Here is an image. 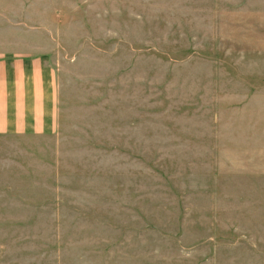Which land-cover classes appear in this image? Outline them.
Returning <instances> with one entry per match:
<instances>
[{"label": "rangeland", "instance_id": "1", "mask_svg": "<svg viewBox=\"0 0 264 264\" xmlns=\"http://www.w3.org/2000/svg\"><path fill=\"white\" fill-rule=\"evenodd\" d=\"M53 123L0 135V264H264V0H0Z\"/></svg>", "mask_w": 264, "mask_h": 264}, {"label": "crops", "instance_id": "2", "mask_svg": "<svg viewBox=\"0 0 264 264\" xmlns=\"http://www.w3.org/2000/svg\"><path fill=\"white\" fill-rule=\"evenodd\" d=\"M51 77L41 59H0V135L40 132L53 123Z\"/></svg>", "mask_w": 264, "mask_h": 264}]
</instances>
